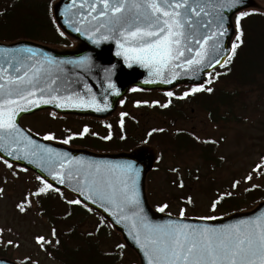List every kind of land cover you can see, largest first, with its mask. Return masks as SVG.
I'll return each mask as SVG.
<instances>
[{"label":"snow or ice","instance_id":"snow-or-ice-1","mask_svg":"<svg viewBox=\"0 0 264 264\" xmlns=\"http://www.w3.org/2000/svg\"><path fill=\"white\" fill-rule=\"evenodd\" d=\"M243 3L244 0H80L78 8L84 11H78L77 14L80 22H87V27L83 30L75 27L74 31H83L94 43L114 40L118 49L116 55L122 56L126 63L130 60L139 62L150 69V74L160 77L162 83H171L172 78L179 75L175 69L195 74L216 65L226 66L239 44H232V55L220 58L223 51L220 40L228 32L224 11L238 9ZM76 4L77 0H72V5ZM72 5L68 6L69 11ZM250 14L243 10L238 12V32L240 20ZM97 34L98 38L94 39ZM60 35L63 36L64 33L60 32ZM241 35L242 33L236 36L237 41H241ZM15 51L17 50L0 48V53ZM23 51L29 55L6 57L0 61V152L6 156H14L17 160L38 158L41 163L37 167H41L42 171L60 184L70 183L75 179L77 186L73 191L84 199L68 200L67 203L80 205L92 212L93 208L88 203L90 201L91 204L110 212L116 218V223L130 221L133 238L148 257L149 264H264V214L222 227L184 224L173 220L164 224H153L144 215L140 203L137 188L139 171L133 163L81 165L74 172L71 167L73 160L68 159L67 153L37 145L31 136L24 134L14 117L29 107L55 104L57 108L95 107L97 111L103 109L95 96L85 99L79 92L60 94L62 85L58 83L60 78L54 74V70L63 62H57L51 57L34 59L37 52L32 48ZM79 63L88 64L90 58L85 57ZM207 74L210 77L208 83H213L212 73ZM216 75L218 77L220 74ZM151 82L153 81H145ZM85 88L91 92L87 85ZM108 88L114 90L113 94L119 95L110 77ZM202 91L211 93L213 89L198 85L178 98L184 99L190 94ZM166 95L172 97L174 94L169 91ZM108 106L105 97L103 107ZM161 107H168V104ZM126 115L127 113H121V128ZM88 131L85 127L80 135ZM72 138L70 136L62 142L66 144ZM44 139L51 140L54 137L46 135ZM103 139H111V134ZM0 159H3L9 169L13 168V164L7 159ZM29 162L35 161L29 159ZM15 175L14 171L13 176ZM36 179L40 181V186L30 196L41 197L47 196L49 192H59L63 197L60 189L55 188L45 177L37 176ZM247 179L251 180L252 177L248 176ZM238 183L239 181L235 182L233 186ZM180 187H183L182 182ZM3 191L0 188V193ZM31 203V199L26 196L24 202L17 207L23 212L26 210L25 204L31 206ZM216 203L212 205L213 211ZM166 207L165 204L158 210L163 212ZM180 216H184L183 209ZM202 219L211 220L214 217ZM52 236H56L55 229L52 230ZM36 239L42 245L52 243L43 236ZM55 243L59 244L60 241L57 239ZM118 247L123 248L124 245Z\"/></svg>","mask_w":264,"mask_h":264},{"label":"rangeland","instance_id":"rangeland-1","mask_svg":"<svg viewBox=\"0 0 264 264\" xmlns=\"http://www.w3.org/2000/svg\"><path fill=\"white\" fill-rule=\"evenodd\" d=\"M6 1L11 0H0L1 3ZM182 95L180 90L175 92V97ZM166 100L163 95L149 97L138 93L129 94L123 104L124 111L129 115L126 123L129 135L139 132L145 134L148 129L163 128L162 126L166 122L152 106L161 107ZM186 110L185 119L178 121L176 128L194 136L197 140L214 141L216 143L215 154L218 159L216 166L213 170L208 169L198 160L195 153L175 159L172 152H166L165 155H161L156 170L148 176L149 202L155 209H157L156 206L166 204V211H168L166 213L174 217H180L182 209L184 216L181 218L202 219L203 217L216 218L228 215L230 212H223L219 209L213 211L212 205L215 201L222 197H231L236 200L247 189L264 185V178L259 177L256 170L259 160L264 157V100L257 102L256 98L252 97L245 106L239 105L237 108H233L230 113L224 115V120L216 119L215 122L211 121L212 118L207 112L197 110L189 105ZM115 121L116 118L113 117L112 123H110V132L105 127L101 128L100 125L99 127L97 125L88 127V136L92 137V132H97L100 135L109 132L111 137L115 138L119 134V124ZM83 124L81 121L71 120L61 127L63 125L61 121L52 120L47 115L26 118L21 121L23 127L30 129L35 134L39 136L51 134L57 139L78 134L83 129ZM132 124H136L137 127H132ZM139 145L140 143L133 147ZM107 149L112 151L121 148ZM194 152H197V149ZM186 170L190 173L196 171V175L200 176L197 181L199 185L189 191L188 198L191 199V202L189 199L184 200L188 195L186 190L183 187H177L180 179L185 183V186L187 185L184 178ZM14 171L15 176H13ZM248 176H251L252 179L248 180ZM237 181L239 183L234 187L233 185ZM38 186H40V182L31 174L14 168L9 169L0 162V188L4 189L0 193V249H6V257L16 262L59 264L43 253L40 243H37L36 238L40 236H43L45 240H51L52 243L54 240L51 233L53 228L40 216L35 196H30V193L34 192ZM26 196L31 199L32 203L31 206L25 204L26 210L21 212L17 205L23 203ZM53 198V203H60V205L61 200L66 202L73 200L68 195L54 196ZM259 200L251 199L247 203L241 202L240 205L248 209ZM59 209V212H65L63 204ZM100 223L101 220L98 216L87 215L79 224L80 232L82 234L90 232L96 236L104 251H113L116 248L115 252L119 256L130 261L133 260L126 249L118 247L121 244L117 236L105 226L106 231L103 228V232L99 228L97 236L96 229L101 226ZM8 241L12 243L9 244Z\"/></svg>","mask_w":264,"mask_h":264},{"label":"water","instance_id":"water-1","mask_svg":"<svg viewBox=\"0 0 264 264\" xmlns=\"http://www.w3.org/2000/svg\"><path fill=\"white\" fill-rule=\"evenodd\" d=\"M79 2L80 0H77V4L72 5V0H54L51 4V13L55 26L73 43L72 48H57L28 40L0 43V48L17 50L15 52L0 53V61L11 56H27L29 54L23 50L32 48L37 52L34 59L42 60L45 57H51L57 62H63L54 70V74L60 78L58 83L62 85L60 94L68 95L72 92H79L85 99H90L92 96H95L96 100L100 102L103 110L97 111L95 107L57 108L55 104H41L39 107H29L25 111L18 112L14 117L17 126L23 131V133L31 136L32 140H34L37 145H43L45 148L55 149L59 153H67L68 159L73 160V165H71V167H73L74 172H76L81 165H118L127 162L133 163L135 168L139 171L137 188L139 191L140 203L143 206L144 215H146L148 220L153 224H164L169 220H173L184 224H207L210 227H222L228 224H235L240 220L254 219L264 214V201L258 203L250 211L236 213L214 221L181 219L156 213L150 207L146 195V178L157 161V150L154 147L143 145L136 147L129 152L95 153L87 150L71 149L55 142L43 141L20 126L19 121L22 117L32 116L46 111L62 117L69 116L107 120L120 110V101L125 98L132 88L141 92L167 93L182 86H204L209 77L207 73L212 72L217 67H222L221 65H216L214 68L206 69L195 74L192 72H186L183 69H175L179 75L173 77L171 83H162L160 77L150 74V69L148 67H144L139 62L132 60L126 63L122 56H117L116 52L118 49L114 40H100L99 43H94L93 40L88 39V34H84L83 31H74L75 27H80L82 30L87 27V22H80V16L77 14L78 11H84L83 9L78 8ZM69 5H72L70 11L68 9ZM241 10L264 14V1L244 0V3L240 8L224 11V16L226 18L225 27L228 29V32L227 35L220 40L223 44V51L220 58L226 55H231L233 40L237 34L233 19ZM95 38H98V34L94 39ZM186 55H194V53H186ZM85 57L90 58V63L80 64L79 61ZM69 61L73 63H68ZM182 62L183 61L181 60V63ZM129 63L131 64V67H129ZM109 77L111 83L115 85V90H118L119 95L113 94L114 90L108 88ZM146 80L153 82L145 83ZM85 85L91 89L90 93L88 92V89L85 88ZM65 89H67V91H65ZM105 97H107V103L109 105L107 108L103 107ZM0 157L7 159L13 164V166L27 169L28 172L35 176L45 177L55 188H59L60 192L70 193L76 199H84L77 192L73 191V188L77 186L75 179H72L70 183L66 182L65 184H60L57 180H53L47 172L42 171L41 167H37V164H40L41 162L36 157L29 158L34 160V163H30L29 159L24 158L17 160L14 156H6L2 152H0ZM88 203L89 206L93 208V212L97 213L110 225L113 231L119 235L124 245L136 254L139 264H149L148 257L145 256L143 249L133 238L130 221L116 223V218L112 216L110 212L104 211V209L98 205L91 204L90 201ZM0 264L17 263L5 258H0Z\"/></svg>","mask_w":264,"mask_h":264},{"label":"trees","instance_id":"trees-1","mask_svg":"<svg viewBox=\"0 0 264 264\" xmlns=\"http://www.w3.org/2000/svg\"><path fill=\"white\" fill-rule=\"evenodd\" d=\"M50 1L11 0L0 2V41L24 38L52 45L67 46L65 39L53 25L49 12ZM239 29L240 34L242 33V43L238 41L239 47L228 62L226 71L218 72L220 75L218 77L216 75L213 83L209 84V87L213 89L211 93L202 91L190 94L184 101L172 100L165 110H156V113L166 122L163 123V128L148 129L145 134L139 132L128 135L127 133L125 140L114 143L125 148L133 147L138 143L154 144L162 156L170 151L175 159L195 153L201 163L213 170L218 161L215 145L197 141L192 135L176 128V125L178 121L185 119L188 105L207 112L215 122L216 119L222 121L224 115L230 113L233 108H237L239 105L245 106L252 97L256 98L257 102L264 100V15L250 14L243 17L240 20ZM133 126L137 127L136 124H132ZM160 129L163 131H159ZM196 149L197 152H194ZM256 170L257 175L264 178V157L259 160ZM185 173L184 178L187 185L185 186L181 179L178 182L183 183V188L186 190V194L188 193L184 200H188L189 191L199 185L197 181L200 176L196 175V172L190 173L187 170ZM49 193L47 196L35 197V200L40 216L51 228L56 230L52 244H41L42 250L52 260L59 264H136L134 259L130 261L119 256L115 252L116 248L113 251H104L99 244L100 240L92 233L82 234L79 224L90 213L78 205L67 204L64 200H61V205L60 203L54 204L52 197L54 193ZM239 197L236 200L231 197H222L216 203L217 208L227 213L236 209H244L246 207L240 205L241 202L247 203L251 199L257 201L264 197V185L247 189ZM62 204L65 207L63 213L59 212ZM69 213L71 214L69 215ZM105 226L107 227V225ZM99 231L96 230L97 236ZM57 239L60 241L59 244L55 243ZM5 254V251H0V255Z\"/></svg>","mask_w":264,"mask_h":264}]
</instances>
